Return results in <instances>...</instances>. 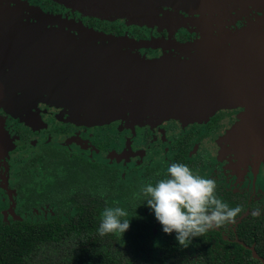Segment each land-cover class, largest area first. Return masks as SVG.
I'll use <instances>...</instances> for the list:
<instances>
[{"label":"flooded vegetation","instance_id":"flooded-vegetation-1","mask_svg":"<svg viewBox=\"0 0 264 264\" xmlns=\"http://www.w3.org/2000/svg\"><path fill=\"white\" fill-rule=\"evenodd\" d=\"M20 3H28L45 13L115 35L127 34L146 40L171 39L182 43L201 38V32L191 23L170 25L162 19L160 25L153 27L126 25L124 19L109 21L90 16L85 11L86 5L84 8L74 7L76 3L72 0H0L1 6L14 7ZM176 13L186 18L200 16ZM16 15L22 22L36 21L28 14ZM8 18V14L0 13V100H25L29 91L19 84L22 81L15 76V64L11 59L13 46L9 39L4 38L13 29ZM221 18L225 29L235 31L256 25L264 32V0H253L249 5H232ZM105 22L118 23L119 26L110 28ZM53 26L59 24H48V27ZM130 28L136 31L130 32ZM219 29V26L215 29L216 35ZM134 51L148 58L166 53L179 54L172 47H141ZM23 109L25 116L34 113L37 118L34 125L14 117L5 105H0L7 141L13 139L16 142L14 149L0 154V212L8 213L12 206L17 213L54 212L55 207L49 206L40 195L54 183L60 184V172L56 168L58 162L53 157L64 152L79 155L87 163L102 165L110 178L117 182L116 195L113 199L111 197L115 204L111 206L125 209L129 216L136 213L134 240L147 244L149 248L143 254L154 257L166 248L169 261L177 264H264V184L258 182L259 178L264 180V171L263 174L259 172L262 163L249 168L248 162L241 160L239 150L225 138L229 130L241 123L245 107L222 108L201 122L183 124L169 119L159 123L134 124L117 119L94 126L71 122L63 108L45 103H38L33 108L24 104ZM253 121L264 130V124L261 125L264 115H257ZM19 150L24 158L22 161L20 156V163L15 165L13 157ZM173 163L185 164L194 174L214 179L217 196L230 207H242L236 222L193 238L187 248L179 245L175 232L164 233L141 189L149 183L155 186L157 181L164 179L167 168ZM23 169H27L24 175L21 174ZM21 189L24 198L21 197ZM256 208H260L261 214L253 217L251 212ZM160 245H163L161 250Z\"/></svg>","mask_w":264,"mask_h":264},{"label":"water","instance_id":"water-1","mask_svg":"<svg viewBox=\"0 0 264 264\" xmlns=\"http://www.w3.org/2000/svg\"><path fill=\"white\" fill-rule=\"evenodd\" d=\"M72 2L77 8L86 5L90 16L124 19L126 25L153 27L162 19L170 25L191 23L201 38L185 43L136 39L99 31L28 3L0 5V13L8 14L13 24L4 38L13 46L15 76L29 91L25 100H0L14 117L34 125L37 118L33 112L25 116L23 105L33 108L45 103L64 108L68 120L78 125H103L117 119L134 124L168 119L191 123L210 118L218 109L243 106L246 141L264 139V130L250 117L255 112L264 115V32L256 25L233 31L221 24L222 14L232 5H249L253 0ZM177 11L200 16L186 18ZM18 13L36 21L22 22ZM56 23L59 26L48 27ZM141 47H172L179 54L148 58L134 51ZM6 134L0 115V154L16 147Z\"/></svg>","mask_w":264,"mask_h":264},{"label":"trees","instance_id":"trees-1","mask_svg":"<svg viewBox=\"0 0 264 264\" xmlns=\"http://www.w3.org/2000/svg\"><path fill=\"white\" fill-rule=\"evenodd\" d=\"M53 159L58 162L60 184L54 183L40 197L55 211L40 216L17 213L12 206L10 212H0V264H177L169 261L163 245L162 254H143L149 248L134 240L136 213L132 217L128 213L130 228L123 236H100L101 213L114 208L111 197L116 195L117 182L102 165L87 163L79 155L62 152ZM26 173L27 169L21 171ZM21 193L24 198L22 189Z\"/></svg>","mask_w":264,"mask_h":264},{"label":"clouds","instance_id":"clouds-1","mask_svg":"<svg viewBox=\"0 0 264 264\" xmlns=\"http://www.w3.org/2000/svg\"><path fill=\"white\" fill-rule=\"evenodd\" d=\"M214 179L194 174L185 164L173 163L167 176L142 187V196L153 210L156 220L166 234L175 232L182 248H187L193 238L209 230L234 224L243 211L241 206L230 207L216 194ZM261 214L260 208L251 212ZM98 228L100 236L123 234L130 228L128 212L121 207L105 208Z\"/></svg>","mask_w":264,"mask_h":264},{"label":"rangeland","instance_id":"rangeland-1","mask_svg":"<svg viewBox=\"0 0 264 264\" xmlns=\"http://www.w3.org/2000/svg\"><path fill=\"white\" fill-rule=\"evenodd\" d=\"M11 57H12V54H11ZM60 108H62V107H60ZM63 110H64V108H63ZM219 110L220 109H218L217 111H219ZM217 111H215L212 114V116ZM63 113L64 114H68V113L65 112V110H64ZM245 114H246V112L244 111V113L240 117L241 123L240 124L237 123V125H235V127L233 129L229 130L226 133L225 138L229 139L231 141L232 146L239 150L238 154H239L241 160L247 161L248 162V166L250 165L249 168L252 165H256V164L260 165V163H262V165H261L262 168L259 169V172L263 174V171H264L263 170V168H264V139L263 140H258V141H253V142H247L246 141L245 135L243 133V131H244L245 127H246V124H244V122L247 119V118H245L246 117ZM259 114H260V112H255L253 114H250V117H254V119H256L257 115H259ZM68 117H69V115H68ZM129 122L130 123H134V122H131V121H129ZM161 122H163V121H161ZM155 123H159V122H155ZM181 123L184 124V122H181ZM20 156L22 157L21 160L23 161L24 156H22L21 151L20 150L16 151V153L14 154V157H13V161L15 160V165L17 163H20L19 160H18ZM258 182L259 183L262 182L264 184V180L261 181L260 178H259ZM40 216H42V214H40Z\"/></svg>","mask_w":264,"mask_h":264}]
</instances>
